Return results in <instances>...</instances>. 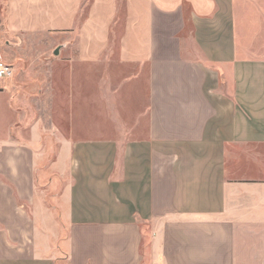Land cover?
Listing matches in <instances>:
<instances>
[{"label": "crops", "instance_id": "1", "mask_svg": "<svg viewBox=\"0 0 264 264\" xmlns=\"http://www.w3.org/2000/svg\"><path fill=\"white\" fill-rule=\"evenodd\" d=\"M1 33L0 264H243L264 0H2Z\"/></svg>", "mask_w": 264, "mask_h": 264}, {"label": "rangeland", "instance_id": "2", "mask_svg": "<svg viewBox=\"0 0 264 264\" xmlns=\"http://www.w3.org/2000/svg\"><path fill=\"white\" fill-rule=\"evenodd\" d=\"M1 3L2 0H0V5ZM3 41L4 37L1 33L0 44H3ZM34 114V110L31 108L25 117L26 124L31 121ZM248 232L249 233L242 234V237L240 236L239 249L240 245H243L241 246L242 252H240L239 258H241V256L243 257V264H264V228L257 235L251 234L250 231Z\"/></svg>", "mask_w": 264, "mask_h": 264}, {"label": "built area", "instance_id": "3", "mask_svg": "<svg viewBox=\"0 0 264 264\" xmlns=\"http://www.w3.org/2000/svg\"><path fill=\"white\" fill-rule=\"evenodd\" d=\"M12 74V68L5 62L0 61V77L10 76Z\"/></svg>", "mask_w": 264, "mask_h": 264}, {"label": "water", "instance_id": "4", "mask_svg": "<svg viewBox=\"0 0 264 264\" xmlns=\"http://www.w3.org/2000/svg\"><path fill=\"white\" fill-rule=\"evenodd\" d=\"M56 52V51H55Z\"/></svg>", "mask_w": 264, "mask_h": 264}]
</instances>
